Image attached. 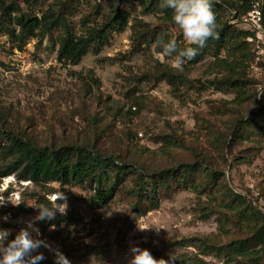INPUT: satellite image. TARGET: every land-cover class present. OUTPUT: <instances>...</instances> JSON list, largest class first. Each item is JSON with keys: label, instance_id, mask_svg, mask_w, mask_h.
<instances>
[{"label": "rangeland", "instance_id": "rangeland-1", "mask_svg": "<svg viewBox=\"0 0 264 264\" xmlns=\"http://www.w3.org/2000/svg\"><path fill=\"white\" fill-rule=\"evenodd\" d=\"M54 1L43 0L37 10H45ZM96 1L101 0L79 1V15L72 17L76 31L80 30V17ZM121 6L131 12L126 30L114 32L109 46L98 54L90 52L77 65L58 60L61 30H54L41 42L30 38L21 49L9 36L0 35V133H19L40 145L95 148L115 156L118 162H142L146 173L201 155L218 168L221 181L264 211V38L256 32L257 39L249 40L252 44L245 70L249 82L256 83L249 85V95L242 102L235 101V91L210 85L216 78V74H208L213 53L200 63L186 62L182 72L189 82L174 88L167 80H157L172 58H157L160 52L156 45L141 39L134 27H158L181 43L184 39L179 27L162 24L155 14L143 13L135 0H121ZM231 16L226 9L219 18L233 24ZM233 25L253 30L245 23ZM237 128L244 132L243 138H234ZM163 136L177 139L180 145L172 147L170 153H152L150 150L165 144ZM4 139L5 133L0 134V170L9 162L1 155ZM4 178L0 176V195L9 196L17 190L20 200L13 201L30 210L14 206L5 197V205L0 206V227L11 229L12 235L24 226L28 214L38 212L31 205L40 204V196L48 204L65 195L69 218L54 231L49 230L48 221L39 226L47 239L63 244L72 264H128L133 244L148 248L156 258L167 259L171 251L201 254L203 247L177 248L170 242L194 238L197 244L208 240L222 244L240 236L233 229L229 235L219 234L217 215L202 218L199 200L191 190L163 194L158 209L139 215L130 192L136 183L134 176L126 180L114 201L101 209H92L84 202L83 198L93 194L88 186L35 184L20 180L16 174ZM4 215L10 219L4 221ZM39 251L46 259L38 264H55L46 248ZM201 256L211 264H255L242 257L229 262L211 253ZM260 262L264 264V258Z\"/></svg>", "mask_w": 264, "mask_h": 264}, {"label": "trees", "instance_id": "trees-1", "mask_svg": "<svg viewBox=\"0 0 264 264\" xmlns=\"http://www.w3.org/2000/svg\"><path fill=\"white\" fill-rule=\"evenodd\" d=\"M79 1L55 0L39 12L37 8L43 0H0V35L6 34L21 49L30 38L41 42L54 30H61L58 60L64 64L77 65L90 52L98 54L109 46L112 34L125 31L131 20V12L121 6V0H101L94 2L92 9L80 17V30L76 31L72 17L79 15V5L82 3ZM135 1L143 13L157 15L162 24H174L172 10L159 7L161 0ZM256 1L261 3L264 16V0L214 2L218 38L209 39L206 46L199 49L198 55L187 61L190 65L197 64L209 53H213L214 60L208 67V74H216V78L211 80L210 85L220 90L228 88L235 91V101L239 102L249 95V85L256 83L249 82L245 62L249 60L252 44L249 40L254 42L257 34L254 30L238 28L230 24L229 20H220L219 17L229 9L232 16L240 18L252 9ZM232 11H236V14ZM134 29L135 34L144 38L149 45L155 44L157 52H160L157 37L164 33L161 29L142 24L139 29L136 30V26ZM177 43L180 47L185 44L184 41L179 43V40ZM138 44L141 45L142 42ZM157 80H167L174 88H180L189 82L183 72L170 66L163 69ZM133 104L136 106L138 102ZM131 113L137 111L131 110ZM4 133L1 155L9 162L0 170L1 177L16 174L20 180H29L35 184L58 182L62 187L88 186L93 189V194L83 198L84 202L92 209H101L113 202L126 180L134 176L136 183L130 192L134 196L133 207L139 215L158 209L163 194L175 189L191 190L199 200L202 218L217 215L219 234L229 235L233 229L240 236L222 244L212 242L214 240L197 244L194 238H183L170 242L171 246L184 248L197 245L203 247L201 254L226 257L229 262L242 257L261 264L260 260L264 258V211L251 199L221 181L218 168L213 166L209 158L196 155L195 159L188 162L178 161L171 167L146 173L147 171L143 172L146 169L142 162H118L115 156L104 154L95 148L82 145H40L19 133L3 131L0 134ZM232 134L234 138H243L244 132L237 128ZM161 139L165 144L150 150L152 153H170L172 147L180 145L177 139L170 140L167 136ZM147 177L150 179L147 180ZM44 199L40 196L39 201L45 204ZM18 208L30 211L22 204ZM71 217L76 219L77 215L71 213ZM68 218L69 216L58 215L54 220L48 221V225H59ZM201 254H179L177 264H211Z\"/></svg>", "mask_w": 264, "mask_h": 264}, {"label": "clouds", "instance_id": "clouds-1", "mask_svg": "<svg viewBox=\"0 0 264 264\" xmlns=\"http://www.w3.org/2000/svg\"><path fill=\"white\" fill-rule=\"evenodd\" d=\"M214 2L218 0H161L159 7L172 10V21L182 32L185 44L180 47L175 38H167L168 33H161L157 37V47L160 49L157 58H172L170 67L182 72L185 63L193 60L209 39L218 38ZM9 200L14 206H19ZM4 205L5 198H0V206ZM31 206L38 210L37 215L24 222L14 238L9 239L12 236L11 229L0 227V264H38L46 259L44 253L39 251L42 247L54 254L55 264H72L58 247L53 248L46 239L41 238V231L37 227L38 222L54 220L57 214L67 215L68 203L65 195L58 197L57 202L49 201L48 204ZM2 219L8 221L10 217L4 215ZM63 226L62 224L61 227ZM56 227V224H51L49 230L54 231ZM145 229L140 228L141 231ZM130 252L132 255L128 264H177L179 259L175 251L169 252L167 259L156 258L148 248H142L138 244H133Z\"/></svg>", "mask_w": 264, "mask_h": 264}, {"label": "built area", "instance_id": "built-area-1", "mask_svg": "<svg viewBox=\"0 0 264 264\" xmlns=\"http://www.w3.org/2000/svg\"><path fill=\"white\" fill-rule=\"evenodd\" d=\"M232 13L236 14V11H232ZM231 18H232L231 21L233 24H238L240 22L248 24L254 31H256L258 33L259 37L264 38V16H263V9H262L261 3L259 1L254 2L252 5V9L248 13H246L245 15H242L240 18H235L234 16H231ZM5 178H6V176H5ZM4 189H6L5 186H4ZM5 197L7 199L19 201L20 200V192H18L17 190H12L9 192V196H5L4 194L0 195V198H5ZM36 215H37V212L28 214L27 217L25 218L24 222L32 219ZM37 227H39V229L41 231V238L46 239L52 245L53 248L58 247L65 254L64 246L59 240L47 239V237H45V235H44V233H43V231H42V229L38 223H37ZM14 236L15 235L10 236L9 239L14 238ZM48 252L50 253L51 256L54 257V254L51 251L48 250Z\"/></svg>", "mask_w": 264, "mask_h": 264}]
</instances>
